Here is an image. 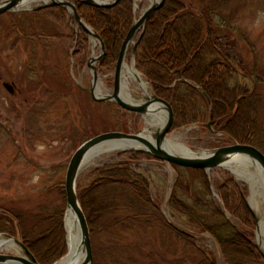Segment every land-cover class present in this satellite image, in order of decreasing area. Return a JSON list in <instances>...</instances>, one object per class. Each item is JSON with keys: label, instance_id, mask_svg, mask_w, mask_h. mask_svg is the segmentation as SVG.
<instances>
[{"label": "rangeland", "instance_id": "obj_1", "mask_svg": "<svg viewBox=\"0 0 264 264\" xmlns=\"http://www.w3.org/2000/svg\"><path fill=\"white\" fill-rule=\"evenodd\" d=\"M187 1L196 4L199 0ZM133 2H139L142 11L150 3L149 0ZM38 4L34 2V6ZM34 11L30 8L0 15V207L22 210L30 215L43 210L59 212L65 206L67 210L66 173L82 143L104 132L135 133L147 126L142 114L126 111L112 101L93 99L90 92L93 70L88 61L101 53V46H95L87 33V37L81 38L86 47L74 56L80 32L71 13L66 10L65 17L54 12L35 19ZM218 14L223 30L235 40L232 52H236L237 63L239 60L245 63V67L239 68L241 72H236L234 83L252 87L247 72L264 76V0H228ZM138 38L139 35L136 41ZM100 60L95 63L97 66ZM126 62L132 66L130 49ZM114 70L98 72L99 85L105 94L113 93ZM141 75L152 89L149 80ZM217 81L223 82L221 78ZM6 83L14 85V93L7 90ZM257 104L258 125L264 129V81L257 91ZM209 122L212 123V117L206 123L172 127L167 137L199 152L233 144L212 124L209 128ZM169 145L174 147L171 141ZM125 151L128 150L102 155L90 167L82 169L78 186L89 183L96 169L103 165L126 161L128 157L121 155ZM131 164L150 181L152 198L166 220L196 238L198 245L214 251L218 264H225L212 235L196 232L184 216L171 209L169 200L179 177L175 165L147 157L133 160ZM206 174L212 195L225 216L239 230L247 231L240 218L225 210L217 187L232 176L241 187L250 210V184L224 166L207 170ZM151 221L140 224L134 231L127 226L104 229L98 225L92 241L94 264L196 262V253L187 248L182 239L175 237L173 231L164 230L157 221ZM255 227L253 240L257 244L256 220ZM4 252L17 253L11 249H4Z\"/></svg>", "mask_w": 264, "mask_h": 264}, {"label": "trees", "instance_id": "obj_2", "mask_svg": "<svg viewBox=\"0 0 264 264\" xmlns=\"http://www.w3.org/2000/svg\"><path fill=\"white\" fill-rule=\"evenodd\" d=\"M227 1L199 0L195 4L187 0H166L150 16L130 51L135 53L136 68L149 80L153 92L171 103L174 128L194 122L206 123L212 115L213 128L228 136L227 141L251 144L264 152V129L258 125L257 104V91L264 76L247 72L252 87L234 83L236 72H241L239 68L245 67V63L240 60L237 63L236 52H232L235 40L223 30V22L219 19V8ZM75 3L81 17L106 45L107 52L98 62V72L115 69L122 44L142 6L135 12L133 0H121L110 8L91 6L80 0ZM54 12L67 16L65 8L59 6L36 10L32 15L39 19ZM70 19L75 23L73 17ZM78 28L80 34L74 56L86 47L81 38L87 37V32L80 25ZM220 78L223 82L217 81ZM121 155L128 159L103 165L96 169L89 183L78 186L92 241L98 225L104 229L127 226L134 231L140 224H149L153 219L164 230L173 231L175 237L196 253L194 264H218L214 251L198 245L196 238L178 231L166 220L152 198L150 181L133 169V160L153 157L134 150ZM175 168L179 177L169 200L171 209L184 216L196 232L212 235L225 264H264L253 240L254 217L234 178L230 176L220 183L218 193L225 210L246 225L245 232L233 225L216 203L204 169L177 165ZM65 212L66 206L59 212L43 210L31 215L0 207V232L21 236L40 264H53L68 252ZM55 244L60 245V251L44 260L45 252Z\"/></svg>", "mask_w": 264, "mask_h": 264}, {"label": "water", "instance_id": "obj_3", "mask_svg": "<svg viewBox=\"0 0 264 264\" xmlns=\"http://www.w3.org/2000/svg\"><path fill=\"white\" fill-rule=\"evenodd\" d=\"M27 1L39 3L37 6L32 7V9L35 11L51 6H59L65 8L71 13L75 21L80 26H82L83 29L92 37V39L94 38L98 41L101 46V53L97 56H92L88 61V66H90L93 70L92 87L90 89V92L94 100L112 101L129 112L139 113L142 115L150 111V109H152V105L157 103L167 112L165 124L155 131H153V129L145 127L144 129L138 130L135 133L122 131L104 132L88 139L87 141L82 143L75 151L68 165L65 180L67 210L64 217V227L67 236L68 252L64 257L53 264H77L75 263V259L78 257L81 249H83L85 252V258L84 261L80 264H94L91 231L87 216L78 196L77 187L78 178L82 171V166L86 159V156L97 145L109 141L122 142L124 145H130L129 149L127 150L142 151L164 162H169L181 167L204 169L206 171L217 167H223L230 161L246 157L256 164L260 165L264 170V152L254 145L243 144L237 141H234L231 145L221 146L212 150H204L201 154L181 155L176 153L174 147H171L169 145V142L171 140L167 137L174 123V110L171 103L164 98L159 97L154 92L152 98L142 104L128 102L122 99V97L120 96L122 87V72L126 64V57L129 52V48L131 45H135L137 43L136 37L138 36L139 32L141 30L144 31V28L150 16L156 10L160 9L165 4L166 0H155L147 8H145L139 16L135 17V20L122 44L119 58L116 63V67L114 70V89L112 94L97 93V89L99 86V73L97 70V65L95 63L106 55L107 48L101 36L96 33L93 28L81 17L78 12L75 0H0V15L10 11L18 10V7ZM80 1L86 2L89 5L95 7L110 8L118 4L121 0ZM134 8L135 10L137 9L136 5H134ZM132 57V67L136 72H138L135 65L134 52L132 54ZM5 87L10 93L15 92L14 85L12 84L6 83ZM204 95L206 96L208 101L211 102L207 93H204ZM207 126L211 128V123L209 122ZM70 210H73L75 212L81 232L80 242L75 247L73 255H71L72 250L69 245L68 230L66 228V216ZM250 210L256 220L258 231V218L253 209L250 208ZM172 226L175 227L178 231L190 235L189 233H187V231L179 228L178 226ZM0 236H3L9 240H13L21 249L20 251H16L17 253H6L4 252V249L0 248V264H40L33 252L25 245L21 236H13L4 232H0ZM256 246L264 258V252L260 249L258 244H256Z\"/></svg>", "mask_w": 264, "mask_h": 264}, {"label": "bare ground", "instance_id": "obj_4", "mask_svg": "<svg viewBox=\"0 0 264 264\" xmlns=\"http://www.w3.org/2000/svg\"><path fill=\"white\" fill-rule=\"evenodd\" d=\"M155 0H149V5ZM136 7H140V3L136 2ZM34 6V2L27 1L18 7V10L30 9ZM95 46L98 45V41L93 38ZM97 93L101 94L100 85L98 86ZM120 96L122 99L136 104H142L147 102L153 96V91L149 83L144 79V77L136 72L132 66L127 62L123 68L122 72V87ZM167 112L157 103L152 105V109L143 115L147 128L153 129V131L161 128L167 118ZM173 143L174 150L176 153L181 155L190 154H201L202 152L195 151L193 148L171 139ZM130 145H124L122 142L109 141L104 142L100 145L95 146L86 156L83 163L82 169L90 167L95 160L101 159L102 155H108L112 152L119 150H127ZM225 169L232 172L239 179H244L250 184L251 196L249 198V203L253 211L258 218V231L256 232V242L260 249L264 252V170L262 167L255 162L251 161L249 158H242L238 160H233L228 162ZM66 228L68 230L69 245L72 250L71 255L75 251V247L80 242L81 232L76 214L73 210H70L66 216ZM0 248L1 249H11L15 251H20V247L13 241L9 240L3 236H0ZM60 251V245H54L49 251L45 252L43 259H48L49 257L57 254ZM85 252L83 249L80 250L78 257L75 259V263L80 264L84 261Z\"/></svg>", "mask_w": 264, "mask_h": 264}]
</instances>
